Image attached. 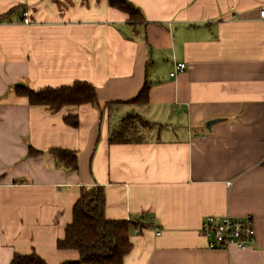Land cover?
Here are the masks:
<instances>
[{
    "label": "crops",
    "instance_id": "0c3cea01",
    "mask_svg": "<svg viewBox=\"0 0 264 264\" xmlns=\"http://www.w3.org/2000/svg\"><path fill=\"white\" fill-rule=\"evenodd\" d=\"M129 1L143 22L108 0H0V264L78 260L57 243L93 186L107 219L132 222L123 264H264V0ZM77 81L98 105L55 112L14 90ZM145 84L148 104L130 103ZM129 113L153 126L112 144ZM54 149L75 151L79 169ZM226 215L253 218L254 248L208 249L202 222Z\"/></svg>",
    "mask_w": 264,
    "mask_h": 264
},
{
    "label": "trees",
    "instance_id": "16d2710c",
    "mask_svg": "<svg viewBox=\"0 0 264 264\" xmlns=\"http://www.w3.org/2000/svg\"><path fill=\"white\" fill-rule=\"evenodd\" d=\"M111 8L129 17V23L143 22L140 8L129 0H108ZM4 17H0L2 20ZM17 96L26 98L31 106H42L59 112L66 106L99 104L96 87L88 82L77 81L69 86L47 87L33 90L24 85L14 87ZM149 87L142 88L139 95L130 103L146 105L149 102ZM65 122L78 127V116L65 117ZM153 125L145 122L137 113H129L112 132V144L140 143L144 140L142 132ZM70 171L79 169V157L75 151L54 149L49 152ZM42 153L30 148V156ZM107 200L101 186L83 188L80 198L73 208V221L67 226L65 237L59 240L57 248L74 251L78 260L64 264H123L124 258L132 251L130 240L131 221L109 220L106 216ZM11 264H47L38 254L16 255Z\"/></svg>",
    "mask_w": 264,
    "mask_h": 264
},
{
    "label": "built area",
    "instance_id": "2783aa9c",
    "mask_svg": "<svg viewBox=\"0 0 264 264\" xmlns=\"http://www.w3.org/2000/svg\"><path fill=\"white\" fill-rule=\"evenodd\" d=\"M259 15L264 21V8L260 10ZM24 16L27 17L28 13H25ZM25 23L28 24L29 21L26 19ZM185 69L186 65L180 63L175 67L171 76L174 77ZM202 223L200 232L207 239L209 250H227L234 247L241 251L254 248L256 245V226L251 216L240 218L230 215H226V217L211 216ZM157 234L160 235L161 232H157Z\"/></svg>",
    "mask_w": 264,
    "mask_h": 264
},
{
    "label": "water",
    "instance_id": "95a60500",
    "mask_svg": "<svg viewBox=\"0 0 264 264\" xmlns=\"http://www.w3.org/2000/svg\"><path fill=\"white\" fill-rule=\"evenodd\" d=\"M210 127V124H209V126H208V128Z\"/></svg>",
    "mask_w": 264,
    "mask_h": 264
}]
</instances>
